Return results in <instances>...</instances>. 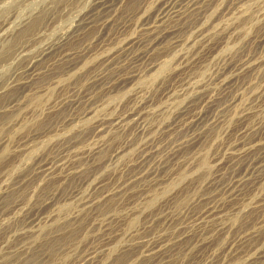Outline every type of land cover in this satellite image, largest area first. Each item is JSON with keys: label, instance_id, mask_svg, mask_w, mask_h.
<instances>
[{"label": "rangeland", "instance_id": "obj_1", "mask_svg": "<svg viewBox=\"0 0 264 264\" xmlns=\"http://www.w3.org/2000/svg\"><path fill=\"white\" fill-rule=\"evenodd\" d=\"M0 29V264H264V0H0Z\"/></svg>", "mask_w": 264, "mask_h": 264}, {"label": "bare ground", "instance_id": "obj_2", "mask_svg": "<svg viewBox=\"0 0 264 264\" xmlns=\"http://www.w3.org/2000/svg\"><path fill=\"white\" fill-rule=\"evenodd\" d=\"M100 2V1H99ZM103 4V3H102ZM104 4H106V3H104ZM104 6V5H103ZM107 6V5H106ZM87 15V14H86ZM85 16V15H84ZM88 16V15H87ZM90 16V15H89ZM83 18V17H82ZM89 23H90V21H88ZM88 22H86V23H88ZM88 23V24H89ZM93 23V22H92ZM83 24V23H82ZM3 25H7V22L6 23H4ZM85 25V24H84ZM0 30H2V29H0ZM64 41V40H63ZM47 50V49H46ZM41 56V55H40ZM38 61V60H37ZM36 62V61H35ZM33 63V62H32ZM32 66V65H31ZM1 145V144H0ZM50 203V202H49ZM48 203V204H49ZM50 205V204H49Z\"/></svg>", "mask_w": 264, "mask_h": 264}]
</instances>
